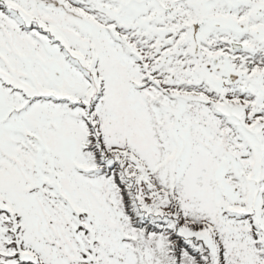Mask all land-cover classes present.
Listing matches in <instances>:
<instances>
[{
  "label": "snow or ice",
  "instance_id": "obj_1",
  "mask_svg": "<svg viewBox=\"0 0 264 264\" xmlns=\"http://www.w3.org/2000/svg\"><path fill=\"white\" fill-rule=\"evenodd\" d=\"M0 264H264V0H0Z\"/></svg>",
  "mask_w": 264,
  "mask_h": 264
}]
</instances>
